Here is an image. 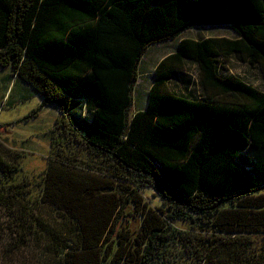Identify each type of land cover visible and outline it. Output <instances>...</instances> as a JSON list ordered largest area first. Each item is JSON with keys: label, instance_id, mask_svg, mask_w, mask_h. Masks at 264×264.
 <instances>
[{"label": "trees", "instance_id": "1", "mask_svg": "<svg viewBox=\"0 0 264 264\" xmlns=\"http://www.w3.org/2000/svg\"><path fill=\"white\" fill-rule=\"evenodd\" d=\"M204 26L234 37L180 38ZM173 40L128 118L143 56ZM233 60L258 84L233 74ZM6 67L41 107L57 108L58 138L93 160L76 167L54 153L32 184L0 139L14 254L44 264H264V0H0ZM148 190L156 206L143 200Z\"/></svg>", "mask_w": 264, "mask_h": 264}, {"label": "rangeland", "instance_id": "2", "mask_svg": "<svg viewBox=\"0 0 264 264\" xmlns=\"http://www.w3.org/2000/svg\"><path fill=\"white\" fill-rule=\"evenodd\" d=\"M202 37H226L233 38L234 33L225 27H201L189 29L180 34V38L197 39ZM178 38V39H180ZM178 40H173L150 48L142 58L141 77L135 86V100L128 112V118L143 108L145 92L147 90V74L155 67L156 63L165 55L174 51ZM230 71L246 78L254 84H258L257 71L250 69L247 65L235 60L229 63ZM12 77L10 67L0 68V139L11 150L20 154L19 165L24 178L32 184L36 183L40 174L46 169L49 161H52L54 153L60 157L68 158L69 163L76 167L91 166L92 158L81 144L74 145L72 140L58 138L60 131L56 120L59 122V112L54 106L41 107V99L23 85H18ZM21 84V83H20ZM57 127V129H55ZM86 164V165H85ZM97 177H103L100 173ZM40 189L32 185L30 197L33 201L38 197ZM143 200L151 206H156L157 201L152 197L151 191H143ZM43 217L58 219L57 212L49 206L40 204L37 208ZM10 214L6 209L0 208V262L3 264H44L40 259H32L26 254L25 259L15 253L13 244L9 245L8 228L11 227ZM131 220V219H129ZM136 224V223H135ZM10 234V233H9ZM12 243V241H11ZM11 252L12 255H11Z\"/></svg>", "mask_w": 264, "mask_h": 264}]
</instances>
